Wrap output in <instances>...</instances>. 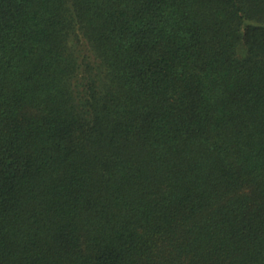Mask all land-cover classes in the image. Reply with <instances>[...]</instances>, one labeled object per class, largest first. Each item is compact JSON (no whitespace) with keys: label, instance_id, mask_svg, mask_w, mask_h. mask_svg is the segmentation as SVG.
Wrapping results in <instances>:
<instances>
[{"label":"trees","instance_id":"trees-1","mask_svg":"<svg viewBox=\"0 0 264 264\" xmlns=\"http://www.w3.org/2000/svg\"><path fill=\"white\" fill-rule=\"evenodd\" d=\"M0 264H264V0H0Z\"/></svg>","mask_w":264,"mask_h":264}]
</instances>
